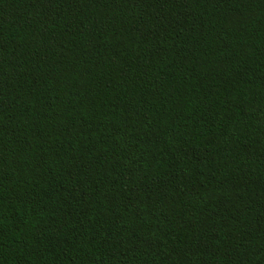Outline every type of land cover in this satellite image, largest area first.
I'll return each mask as SVG.
<instances>
[{"label": "trees", "instance_id": "16d2710c", "mask_svg": "<svg viewBox=\"0 0 264 264\" xmlns=\"http://www.w3.org/2000/svg\"><path fill=\"white\" fill-rule=\"evenodd\" d=\"M0 264H264V0H0Z\"/></svg>", "mask_w": 264, "mask_h": 264}]
</instances>
